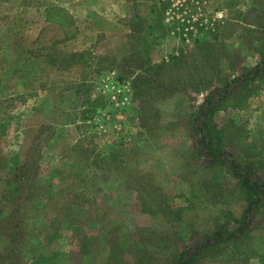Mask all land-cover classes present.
I'll return each instance as SVG.
<instances>
[{
    "label": "rangeland",
    "instance_id": "1",
    "mask_svg": "<svg viewBox=\"0 0 264 264\" xmlns=\"http://www.w3.org/2000/svg\"><path fill=\"white\" fill-rule=\"evenodd\" d=\"M174 1L0 0V120L11 116L0 186L17 157L36 161L39 179L27 185L24 213L23 199L16 210L6 203L19 226L14 239L0 236L1 254L12 248L20 264H106L116 231L134 241L155 227L143 247L151 262L129 252L123 260L172 264L243 223L233 163L264 183V69L253 79L264 57V0H181L175 9ZM54 6L70 22H45ZM108 78L126 85L120 100L104 91ZM208 98L216 166L201 152L208 126L195 127ZM48 187L75 207L53 239L44 238L57 208L43 211ZM248 220L246 233L206 249L198 264H264V196ZM92 235L84 262L81 241Z\"/></svg>",
    "mask_w": 264,
    "mask_h": 264
},
{
    "label": "trees",
    "instance_id": "2",
    "mask_svg": "<svg viewBox=\"0 0 264 264\" xmlns=\"http://www.w3.org/2000/svg\"><path fill=\"white\" fill-rule=\"evenodd\" d=\"M19 8L20 7L17 5L16 6L17 13H21ZM22 10H25V8H23ZM70 14L71 13L63 9V7H57V6L48 7V9H46L45 22L63 25L70 22V18H71ZM135 30L137 31V28H135ZM138 48L139 47H137V50ZM140 50L142 52V49ZM131 52L133 53V51ZM143 67H144L143 69L145 72L144 74L145 77L152 82L154 71H152L151 67H146V65H144ZM263 69H264V57H263V61L254 68L253 79L256 76H259ZM246 77L249 76L245 75L241 78H237L236 80L243 81L245 80ZM138 80L139 79H136L135 82L138 83ZM214 106H215V102L212 99L208 98L205 104L199 110L202 113L201 115L205 117V120L203 121L201 126L195 125V127L197 128L199 127L205 130V128L208 126V128H206L208 132L205 131V135L202 137L201 139L202 141L200 142V147L202 149L201 152L207 155L209 157L210 162H212V164L216 166V164L220 161V159L216 155V149L214 148V141L210 133L213 129V127L211 128V124L213 123V121L210 122L208 119V115L213 113L211 111L213 110ZM10 118L11 116L10 117L8 116L0 120V137L7 134L8 127L10 124ZM37 167L38 165L36 161L22 162L18 157L15 158L14 161L10 163L8 167V179L4 184L0 186V187L3 186V188H1V193H0V236L4 232H8L11 238L14 239V237L17 235L19 224L11 221L12 219H14V215L13 216L9 215L10 213H12V211L9 210L8 213L7 211L8 204L6 203H12V206L14 208V205L17 204V201L23 199V205L18 206L17 212L24 213V210L27 208L25 207L26 205H24V201H25L24 194L26 192L27 185H29L35 180L37 181L39 180L38 173L34 172L35 169H37ZM214 175L215 178L219 180L222 179V176H225L223 175V171L221 169L214 171ZM233 175L237 179L236 184L241 193L242 200L244 202L243 223L239 222V226L233 229L232 231H230L229 233H228L229 230L224 228L223 230H221V233L217 232L215 236H213L206 244L198 245L197 247H195L194 251L187 249L181 252L178 255V257L175 260H173L172 264H198L201 261L202 255L203 253H205L204 251L206 249L217 247L219 245H223L231 241L233 242L234 240L237 239L236 238L237 234L247 232V229L249 228L247 226L249 223L248 220L249 216L253 212L254 208L258 206L260 201L263 199L264 183L261 182V180L255 176L252 170L241 171V169L239 168L236 162L233 163ZM47 189H49L46 195V197L48 196V198L43 211H45V209H48V207H50L52 204H56L57 208H56V214L48 220L47 224H45L47 225L45 227L47 229V233L44 235L45 236L44 238L51 237L53 239L54 236L56 237V234L59 231L56 229L58 227L61 228L62 225L64 224V221L67 218H69V216L72 213H75V207L73 203L67 202L68 195L64 190H52L50 187H48ZM45 225H43V227ZM53 228L55 229L56 232L52 231ZM152 230H156V228L155 227L141 228L139 230L140 234L138 233L139 239L134 241L133 239L128 240L126 238V235L119 234V232L116 231V233L119 236H116L114 238L109 237L107 239V245L109 249L106 250L105 252V259H106L105 263L128 264L123 260V257L128 252L134 255L141 254L149 262H151L152 254L145 251L143 247H146L149 242H152L150 237L148 236L149 233L155 234V231ZM93 238L95 237L92 235L85 237L81 241V250L83 251L84 262H92L90 254L94 242L93 245L90 243L86 244V242L91 241ZM11 249L12 248L8 249L5 255L0 253V264H20V261L16 260L18 254H16ZM10 257H12V260L10 259Z\"/></svg>",
    "mask_w": 264,
    "mask_h": 264
},
{
    "label": "built area",
    "instance_id": "3",
    "mask_svg": "<svg viewBox=\"0 0 264 264\" xmlns=\"http://www.w3.org/2000/svg\"><path fill=\"white\" fill-rule=\"evenodd\" d=\"M180 4H182L181 0H176L172 3V8L175 9L180 6ZM173 11V9H169L167 11V21H171V19H173ZM223 16L224 14L222 12L217 13V17L219 19H222ZM126 88L127 87L125 84H117L113 80H110V78L103 80V89L104 91L111 92L112 99L116 98L117 94L119 95L120 93L124 92Z\"/></svg>",
    "mask_w": 264,
    "mask_h": 264
},
{
    "label": "crops",
    "instance_id": "4",
    "mask_svg": "<svg viewBox=\"0 0 264 264\" xmlns=\"http://www.w3.org/2000/svg\"><path fill=\"white\" fill-rule=\"evenodd\" d=\"M131 2H132V0H130ZM130 2V3H131ZM124 16H126V15H121V17H124ZM116 20V19H115ZM123 20H126V19H123ZM173 24H174V22H173ZM126 90V89H125ZM124 92H126V91H124ZM122 95V94H121ZM119 95V96H117V98H119V100L122 98V97H124L125 95H126V93H124V95ZM63 180H65V179H63ZM63 229V228H62Z\"/></svg>",
    "mask_w": 264,
    "mask_h": 264
}]
</instances>
